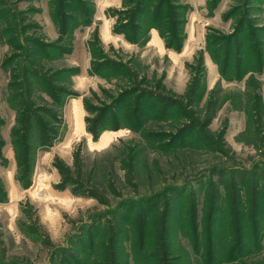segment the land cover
<instances>
[{"label":"rangeland","instance_id":"rangeland-1","mask_svg":"<svg viewBox=\"0 0 264 264\" xmlns=\"http://www.w3.org/2000/svg\"><path fill=\"white\" fill-rule=\"evenodd\" d=\"M188 1L0 0V264H264V0Z\"/></svg>","mask_w":264,"mask_h":264},{"label":"crops","instance_id":"crops-1","mask_svg":"<svg viewBox=\"0 0 264 264\" xmlns=\"http://www.w3.org/2000/svg\"><path fill=\"white\" fill-rule=\"evenodd\" d=\"M115 1L116 0H112ZM227 0H223L220 4V11L218 10V13L216 16H219L221 12L223 11ZM188 3L194 8V11L190 13L189 15V23L187 25V33L189 36L190 41H195V38L198 39L199 42H201V37H197V34L200 32H204L205 27L208 25V17H207V9H206V0H190ZM210 19V18H209ZM202 35V34H201ZM6 103L1 104V111L3 113L4 109H8V106ZM9 124V122H7ZM7 124V125H8ZM10 125H13V122L10 121ZM11 130V127L10 129ZM6 138V137H5Z\"/></svg>","mask_w":264,"mask_h":264},{"label":"trees","instance_id":"trees-1","mask_svg":"<svg viewBox=\"0 0 264 264\" xmlns=\"http://www.w3.org/2000/svg\"><path fill=\"white\" fill-rule=\"evenodd\" d=\"M74 160H75V166L76 168H79L80 171H83L84 169V162L82 161L81 156L78 153L74 154ZM196 240L199 241L200 237L197 235L196 236ZM196 245V244H195ZM207 246L209 247L210 251H213L214 245L210 244L209 242L207 243ZM200 250L203 249V251L205 250L204 246L200 245L199 243V247ZM212 263H215V259H212ZM211 262V261H210Z\"/></svg>","mask_w":264,"mask_h":264}]
</instances>
